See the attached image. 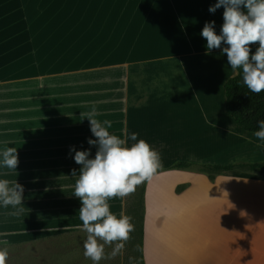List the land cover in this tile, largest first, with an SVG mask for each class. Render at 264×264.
<instances>
[{"label":"crops","instance_id":"crops-1","mask_svg":"<svg viewBox=\"0 0 264 264\" xmlns=\"http://www.w3.org/2000/svg\"><path fill=\"white\" fill-rule=\"evenodd\" d=\"M217 2L0 0V74L27 72L35 150L53 140L95 158L82 115L94 109L128 147L143 139L158 153V171L141 184L144 264H264V173L208 168L264 162V141L225 110L236 74L227 45L209 51L201 35L212 21L221 34L225 9L209 12Z\"/></svg>","mask_w":264,"mask_h":264},{"label":"clouds","instance_id":"clouds-1","mask_svg":"<svg viewBox=\"0 0 264 264\" xmlns=\"http://www.w3.org/2000/svg\"><path fill=\"white\" fill-rule=\"evenodd\" d=\"M223 7L224 23L221 34L215 32V21L207 22L202 30V37L207 41V49H222L231 69H242L243 83L249 91L259 94L264 91V0H218L209 8L215 13ZM246 9L242 11L241 9ZM258 43L255 54L251 53V44ZM95 140L89 139L91 146H97L95 158L90 159L91 152L76 151L74 160L82 165L75 182L74 195L82 202L79 218L82 221L81 231L87 234L83 242L84 256L93 264H100L105 255V246L112 247L111 256L121 252L134 229L131 217L110 211L108 201L113 198H123L135 190L142 181L152 176L156 171L159 156L143 139L131 147L127 139H121L110 134L108 129L112 122L102 123L94 117L96 112L86 114ZM258 129L254 135L264 141V119L258 121ZM137 133L129 137L137 141ZM0 166L10 170L18 167V152L15 147H6L0 152ZM73 177H77L73 170ZM24 187L17 181L0 179V205L5 208L12 206V216H20L24 212ZM99 241H102L100 243ZM8 250L0 249V264H6Z\"/></svg>","mask_w":264,"mask_h":264},{"label":"rangeland","instance_id":"rangeland-1","mask_svg":"<svg viewBox=\"0 0 264 264\" xmlns=\"http://www.w3.org/2000/svg\"><path fill=\"white\" fill-rule=\"evenodd\" d=\"M122 10L115 9L117 43L119 35L122 39ZM4 71L0 74V152L6 147H15L19 164L16 171L0 166V179L17 181L24 187V212L20 216L10 215L14 211L12 206L0 205V249L8 250L6 264H11L9 259L14 260L25 246L34 254L39 251L41 256H46L34 259L35 264H41L42 259L57 251L60 244L64 245L63 264H93L84 256L83 242L87 234L81 231L79 210L82 202L74 195L82 167L74 160L75 152L57 149L61 146L57 141L47 142L49 149L46 151L33 148L35 143L29 137L27 72L24 69L12 72L7 67ZM244 161L231 164L246 163ZM73 170L77 177L72 176ZM235 170L241 169L236 167L230 171ZM142 182L121 200L117 209L110 206V211L118 218L121 213L131 217L134 229L124 249L114 257L111 256L112 247L105 246V255L110 258L101 260L100 264H142Z\"/></svg>","mask_w":264,"mask_h":264},{"label":"trees","instance_id":"trees-1","mask_svg":"<svg viewBox=\"0 0 264 264\" xmlns=\"http://www.w3.org/2000/svg\"><path fill=\"white\" fill-rule=\"evenodd\" d=\"M251 53L255 54L256 48L252 44ZM225 90V110L226 113L233 120L241 126L245 131L254 133L258 129V121L264 119V91L259 94L253 93L248 90L246 85L243 83V72L242 69H236V74L232 76L224 85ZM189 164L187 162L176 163L175 167L186 168ZM240 168L250 171L262 172L264 173V162H254V163H239V164H228L225 166H208L209 169L217 171H230L234 168ZM156 169L155 172H157ZM154 172V173H155ZM141 204V201H140ZM62 237H59V239ZM64 245L58 246V250L51 252L47 259H42L41 264H63V249ZM75 249V247H72ZM41 256L39 251L36 254L32 253L27 246L23 248L22 251L14 258V260L9 259L11 264H35L34 259ZM140 257L141 263V245H140Z\"/></svg>","mask_w":264,"mask_h":264}]
</instances>
